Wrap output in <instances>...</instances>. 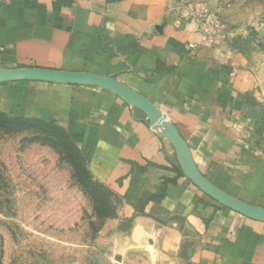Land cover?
<instances>
[{
    "label": "crops",
    "instance_id": "crops-1",
    "mask_svg": "<svg viewBox=\"0 0 264 264\" xmlns=\"http://www.w3.org/2000/svg\"><path fill=\"white\" fill-rule=\"evenodd\" d=\"M242 63L173 0L0 1V67L114 77L166 114L209 180L264 207V88ZM0 111L64 129L122 199L102 231L113 264H264V221L197 186L163 128L115 92L0 82Z\"/></svg>",
    "mask_w": 264,
    "mask_h": 264
},
{
    "label": "rangeland",
    "instance_id": "rangeland-1",
    "mask_svg": "<svg viewBox=\"0 0 264 264\" xmlns=\"http://www.w3.org/2000/svg\"><path fill=\"white\" fill-rule=\"evenodd\" d=\"M173 3L176 15L238 53L264 88V0ZM122 207L93 178L64 129L0 111L2 264H113L109 234L102 231Z\"/></svg>",
    "mask_w": 264,
    "mask_h": 264
},
{
    "label": "water",
    "instance_id": "water-1",
    "mask_svg": "<svg viewBox=\"0 0 264 264\" xmlns=\"http://www.w3.org/2000/svg\"><path fill=\"white\" fill-rule=\"evenodd\" d=\"M18 80H39L64 84H94L115 92L129 104L141 109L146 121L154 128H163L166 137L174 144L183 172L204 192L223 206L229 207L247 217L264 221V207L242 201L209 180L198 168L191 151L178 128L167 120L166 114L152 101L138 91L109 75L88 71H69L43 67L4 68L0 67V82Z\"/></svg>",
    "mask_w": 264,
    "mask_h": 264
},
{
    "label": "trees",
    "instance_id": "trees-1",
    "mask_svg": "<svg viewBox=\"0 0 264 264\" xmlns=\"http://www.w3.org/2000/svg\"><path fill=\"white\" fill-rule=\"evenodd\" d=\"M0 264H2V262L0 261Z\"/></svg>",
    "mask_w": 264,
    "mask_h": 264
}]
</instances>
